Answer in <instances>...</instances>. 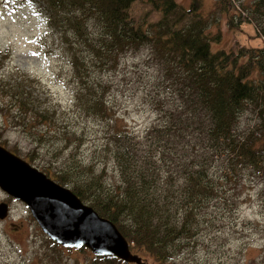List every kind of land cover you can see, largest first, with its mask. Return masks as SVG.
<instances>
[{
  "label": "trees",
  "instance_id": "16d2710c",
  "mask_svg": "<svg viewBox=\"0 0 264 264\" xmlns=\"http://www.w3.org/2000/svg\"><path fill=\"white\" fill-rule=\"evenodd\" d=\"M23 1L42 13L47 29L65 46L81 85L76 96L84 99L87 111L101 113L105 105L101 94L85 98L93 86L84 80L81 52L73 49L76 43L90 52L99 67L110 65L128 49L149 43L162 59L165 75L176 84L173 91L181 99L182 111L167 112L161 123L153 126L150 135L154 142L139 150L131 140H123L129 139L126 131L118 129L108 136L107 144L112 140L115 148L117 185L105 187L101 175H86L77 164L67 165L53 180L69 186L83 203L115 224L131 253L140 256L144 264L146 257L167 262L175 250L193 242L199 232L200 209L218 196L219 184L209 171L220 154H228V160H235L240 167L250 164L264 169V144L259 149L251 132H240L237 127L249 104L259 115L264 114L263 50L211 46L222 35L207 29L202 0H190L188 7L175 0ZM234 1L254 16L264 33V0ZM137 3H148L159 19L149 23L145 11L141 21L134 20L129 11ZM213 3L212 11L224 14L230 30L241 25L233 22L234 14L239 13L232 0ZM90 23L99 31L92 39L87 32ZM70 35L74 43L68 42ZM8 54V50H0V69ZM17 78L8 93L18 111L34 109L40 122H48V110L34 102L25 90V80ZM259 137L264 138V133ZM67 139L65 136L66 145H70ZM91 264L128 263L114 256L93 255Z\"/></svg>",
  "mask_w": 264,
  "mask_h": 264
},
{
  "label": "rangeland",
  "instance_id": "374dc122",
  "mask_svg": "<svg viewBox=\"0 0 264 264\" xmlns=\"http://www.w3.org/2000/svg\"><path fill=\"white\" fill-rule=\"evenodd\" d=\"M175 1L188 7L190 0ZM213 2L202 0L207 29L222 35L211 46L234 50L240 45L264 52V33L252 14L232 0L239 13L234 14L233 22L241 25L230 30L224 14L212 11ZM145 11L149 23L159 19L148 3L135 4L129 15L141 21ZM87 32L92 39L99 31L90 23ZM58 41L47 29L42 13L31 4L0 0V50L9 52L5 67L0 69V144L52 181L67 165L77 164L84 174L101 175L104 186L113 187L119 176L112 156L115 148L112 140L107 144L108 136L118 129L126 131L129 139L123 140H131L139 150L154 142L150 135L153 126L160 124L167 112L182 111L181 99L173 91L177 86L165 75L163 61L149 43L128 49L104 67L76 43L73 49L81 52L84 80L93 86L85 98L103 95L104 112L92 113L86 110L84 99L76 96L81 85L69 53ZM68 42H75L72 35ZM18 76L25 80V90L34 102L48 110V122H40L34 109L21 113L14 105L8 89ZM245 110L239 116L238 130L251 132L260 149L264 114L259 115L251 104ZM65 136L70 145H66ZM209 172L220 190L200 209L199 232L193 242L175 250L167 262L146 257L145 264H264V169L250 164L240 167L224 153L214 160ZM1 201L8 204L9 214L0 220V264L92 263L93 254L85 247L68 250L54 245L24 203L0 190Z\"/></svg>",
  "mask_w": 264,
  "mask_h": 264
},
{
  "label": "water",
  "instance_id": "95a60500",
  "mask_svg": "<svg viewBox=\"0 0 264 264\" xmlns=\"http://www.w3.org/2000/svg\"><path fill=\"white\" fill-rule=\"evenodd\" d=\"M0 190L24 203L41 231L56 244L68 249L85 247L94 256H114L128 264H144L131 253L115 224L1 144ZM8 214V204L1 201L0 220Z\"/></svg>",
  "mask_w": 264,
  "mask_h": 264
}]
</instances>
